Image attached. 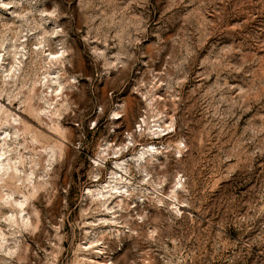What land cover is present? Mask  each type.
<instances>
[{
  "label": "rangeland",
  "instance_id": "rangeland-1",
  "mask_svg": "<svg viewBox=\"0 0 264 264\" xmlns=\"http://www.w3.org/2000/svg\"><path fill=\"white\" fill-rule=\"evenodd\" d=\"M0 52V264H264V0H0Z\"/></svg>",
  "mask_w": 264,
  "mask_h": 264
},
{
  "label": "bare ground",
  "instance_id": "bare-ground-1",
  "mask_svg": "<svg viewBox=\"0 0 264 264\" xmlns=\"http://www.w3.org/2000/svg\"><path fill=\"white\" fill-rule=\"evenodd\" d=\"M21 44V43H20ZM13 45H15L16 47L19 48V46H17V43H14ZM25 48V45L22 46V49H17L15 52H14V58H15V61H18L19 64L20 62H22V59H21V56H25V51L23 50ZM39 49V48H38ZM5 54L6 52H0V75H2V79L4 81V83H10L12 78H13V75H14V71H13V66L14 64H9V66L7 67L6 66V57H5ZM48 56L50 58H58L59 55L58 54H52V52H49L48 53ZM48 78V77H47ZM49 80V79H48ZM52 80H55L54 79V76L52 78ZM56 81V80H55ZM45 82V81H44ZM48 82V81H47ZM46 83V82H45ZM50 86V84H49ZM43 89V88H42ZM48 89V88H47ZM45 89V96L47 97V99H50L52 101V99L55 98V96L53 95V92L51 90H49V95H48V90ZM57 90V88H56ZM43 91V90H41ZM50 91L52 93H50ZM44 96V95H43ZM45 97V98H46ZM46 99V100H47ZM48 102V101H47ZM45 109V108H44ZM43 110V109H42ZM51 111V110H50ZM53 112V111H52ZM117 113V112H116ZM8 122L9 124H11V126H15V127H19V124H17V117H15V115L13 117H9L8 119ZM16 121V122H15ZM7 122V121H6ZM8 124V123H7ZM6 133L1 137V140L3 141V145H5L4 143H8L9 145V138L11 137L10 135L11 132L10 131H5ZM10 136V137H9ZM0 146V172H5L6 174H8L7 172L9 171V168L11 167V158L9 156H7V152H8V147L5 146ZM154 150V147H150V146H146V149L141 151V155H144V153L146 151H149V152H152ZM8 160V161H5V160ZM4 173V174H5ZM123 176H121L119 179H117L118 181H116L115 184H111V183H107V184H104L100 187H96L95 189H92V188H89V192H91L92 194H98V195H101V197L103 198V202H109V203H112L113 201H116L118 202L117 204H121V201L122 200H125L126 198V195H130V193H126L129 191V189H125V190H122L121 189V186H119L117 183H120V181H122V178ZM114 178H117V176H113L112 180H114ZM125 185V184H124ZM94 196V195H93ZM120 199H119V198ZM101 198V199H102ZM98 199V197L96 198ZM101 201V202H102ZM17 202L19 203V205L21 206V209H23V204L25 202V200H17ZM18 203H16L18 205ZM103 204V203H102ZM105 205V204H104ZM19 206V207H20ZM110 207V206H109ZM20 209V210H21ZM23 211V210H22Z\"/></svg>",
  "mask_w": 264,
  "mask_h": 264
}]
</instances>
